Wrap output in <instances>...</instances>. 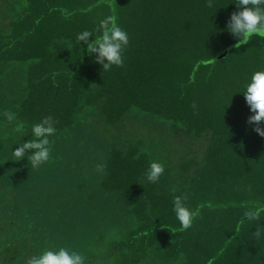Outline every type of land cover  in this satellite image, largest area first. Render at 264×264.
<instances>
[{
	"label": "trees",
	"instance_id": "16d2710c",
	"mask_svg": "<svg viewBox=\"0 0 264 264\" xmlns=\"http://www.w3.org/2000/svg\"><path fill=\"white\" fill-rule=\"evenodd\" d=\"M234 2L0 0V114L15 113L11 124L0 115V264L59 246L85 264H264V237L243 217L264 206V137L241 93L264 69V40L233 46ZM108 15L130 41L124 64L104 71L75 38ZM47 116L49 161H16ZM122 127L132 134H114ZM153 161L164 172L148 183ZM178 195L195 213L183 231Z\"/></svg>",
	"mask_w": 264,
	"mask_h": 264
},
{
	"label": "clouds",
	"instance_id": "9594fccd",
	"mask_svg": "<svg viewBox=\"0 0 264 264\" xmlns=\"http://www.w3.org/2000/svg\"><path fill=\"white\" fill-rule=\"evenodd\" d=\"M236 10L230 15L226 31L235 39V48L247 45L253 36L264 40V0H235ZM211 6V0L209 3ZM94 32L96 35H94ZM92 37L91 40L89 38ZM77 44L86 46L87 53L96 54L95 63L101 65L104 71L113 65L124 64V51L129 44L128 31L117 23L112 15L99 19L94 31L84 30L76 35ZM204 60L202 63H210ZM243 94L249 108L247 124L260 137H264V69L253 71L243 84ZM3 119L8 124L13 123L15 113L4 112ZM57 129L51 116L44 117L31 125V139L18 142V147L12 151L16 161L27 159L32 168H39L48 162L53 151V140ZM164 172V166L158 161L149 164L144 173L148 183H156ZM172 212L181 226V231L192 226L195 213L187 206L186 197L175 196L172 201ZM243 217L246 223L254 224L253 235L259 239L264 237V206H256L244 210ZM86 257L76 247L59 246L45 248L29 257L27 264H85Z\"/></svg>",
	"mask_w": 264,
	"mask_h": 264
},
{
	"label": "rangeland",
	"instance_id": "374dc122",
	"mask_svg": "<svg viewBox=\"0 0 264 264\" xmlns=\"http://www.w3.org/2000/svg\"><path fill=\"white\" fill-rule=\"evenodd\" d=\"M149 116V115H148ZM143 117V116H142ZM146 117V116H145ZM147 118H150L151 120H153V118H152V116H149V117H147ZM135 121V119H134V116L133 115H128V117H127V119H126V122L123 124L124 126H131V127H135V129H133V133L134 134H139L141 131L140 130H138V128L134 125V124H132V122H134ZM148 122V121H147ZM159 124V123H158ZM158 124H147V123H144L143 125H144V131H145V126H146V128H147V130L145 131V132H148V134L150 135V132H152V133H154V132H156L157 130H158ZM149 127V128H148ZM126 127H122V130L121 129H117L116 131H114V134L115 133H119V134H132L131 132H129V130H126L125 129ZM111 134L109 133V134H105V136H104V139L105 140H107L106 142L107 143H110L111 142V136H110ZM126 137V136H125ZM170 140L173 142V141H178V139L177 138H175V137H171L170 138ZM179 142V141H178ZM179 144V143H178ZM177 144V145H178ZM83 165H87V162H83L82 163ZM103 171H104V169L102 168H100L99 169V171H98V173H97V175H96V179L97 180H99L100 178H101V176H103ZM91 183H93V178L91 179Z\"/></svg>",
	"mask_w": 264,
	"mask_h": 264
}]
</instances>
